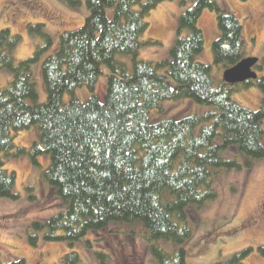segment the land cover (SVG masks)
<instances>
[{
  "label": "trees",
  "instance_id": "16d2710c",
  "mask_svg": "<svg viewBox=\"0 0 264 264\" xmlns=\"http://www.w3.org/2000/svg\"><path fill=\"white\" fill-rule=\"evenodd\" d=\"M64 1L72 8L81 3ZM168 1L172 0H85L83 24L61 31L53 51L44 24H28V31L39 42L32 55L19 62L14 57L19 36L8 28L0 30V70L10 73L8 83L0 87V198H19L15 173L3 168L5 158L28 153L37 165L40 155H48L49 165L39 175V184L46 185L63 208L31 226L42 232L44 241L69 247L61 264H78L75 243L111 225L137 227L149 243L155 264H189L181 246L191 236L188 212L216 197L212 184L217 175L264 158L260 125L264 99L257 110L232 99L233 93L250 87L264 94V77L215 84L211 65L198 59L204 44L198 20L208 9L215 14L218 29L211 43L213 63L224 72L242 62V26L234 13L213 0H180L181 6L187 2L190 6L177 19L169 58L157 62L138 59L141 47L161 45L158 40L141 37L149 27L146 17ZM119 55L128 56L130 62L118 59ZM40 60L46 93L43 102L37 100L32 78V65ZM102 66L108 73L101 102L94 88L103 74ZM255 69H261L258 61L251 67L256 75ZM80 87L88 89L85 101L75 95ZM65 93L70 95L66 104ZM184 98L212 110L150 120V110L161 112L163 101ZM34 126L38 136L29 151L16 147L14 135ZM216 137L219 143L214 142ZM231 148L244 156L242 163L222 157L221 152ZM31 189L27 187V191ZM30 197L34 199L32 193ZM28 239L37 246L36 234ZM160 242L173 248L165 250L157 245ZM249 250L213 264H244ZM258 252L264 256V246ZM0 264L27 263L23 258H0Z\"/></svg>",
  "mask_w": 264,
  "mask_h": 264
},
{
  "label": "rangeland",
  "instance_id": "374dc122",
  "mask_svg": "<svg viewBox=\"0 0 264 264\" xmlns=\"http://www.w3.org/2000/svg\"><path fill=\"white\" fill-rule=\"evenodd\" d=\"M49 13L41 14L26 11L19 6L17 0H0V30L8 28L12 35L19 36L14 50L15 61L19 62L32 55L39 39L28 31V24L42 23L44 31L52 37L51 51L58 46V35L61 31L79 28L87 16L85 0L78 7L72 8L64 0H39ZM222 9L234 13L242 26L241 37L244 42V58H254L261 69H255L257 79L264 77V0H213ZM190 6L180 5V0L160 3L152 10L145 21L148 29L142 39H155L161 42L159 46H143L138 59L157 62L169 58L176 33V23L179 15ZM137 9V7H136ZM112 9L108 10L111 14ZM198 27L203 30L204 44L198 59L212 67V78L217 84L221 77V66L213 63L211 43L218 36L215 14L204 9L198 20ZM156 52V53H151ZM45 55L42 57V59ZM41 59V60H42ZM118 59L130 62V58L119 55ZM32 65V78L36 85L38 102L46 99L40 74V62ZM131 68V67H130ZM103 74L95 83L94 94L103 101L106 93V66H102ZM10 80L7 70H0V87ZM172 85L175 83L170 79ZM75 95L85 101L89 92L86 87L75 90ZM70 99L64 94L63 102ZM232 99L240 106L257 110L264 99V94L257 87H250L232 94ZM162 111L150 110L151 121L178 119L188 115H202L212 107L201 106L191 99L163 101ZM264 131V120L261 121ZM201 126L196 127L195 134ZM38 136L37 127L20 131L14 135V145L24 147L27 151ZM215 143H219L216 137ZM264 146V134L262 136ZM226 159L235 158L242 163L244 156L235 148L221 152ZM35 165L28 153L20 157L4 159V169L14 172L16 176L15 191L17 200L0 198V258L12 260L23 258L27 264H61L60 259L68 252L69 247L63 242H48L42 239V232L35 231L33 221H45L63 208V204L48 190L46 185L39 184L41 175L49 165L48 155H40ZM32 189L27 191V187ZM26 187V188H25ZM212 187L216 197L209 200L201 208H192L188 212V225L191 236L181 246L186 251V261L189 264H213L226 261L245 249H250L243 259L244 264H264V256L258 248L264 246V158L253 160L248 167L232 168L217 175ZM31 193L34 199H31ZM236 229V230H235ZM212 230L217 233L209 234ZM39 232V233H37ZM36 234L37 246H33L28 237ZM165 250L173 246L158 243ZM73 250L79 253L78 264H155L149 250V243L137 227L126 225H111L100 232H90L85 239L75 243ZM101 250V251H100ZM104 251V252H102ZM101 254V255H98ZM103 254L106 257L103 259Z\"/></svg>",
  "mask_w": 264,
  "mask_h": 264
},
{
  "label": "water",
  "instance_id": "95a60500",
  "mask_svg": "<svg viewBox=\"0 0 264 264\" xmlns=\"http://www.w3.org/2000/svg\"><path fill=\"white\" fill-rule=\"evenodd\" d=\"M257 62L254 58L242 60L239 64L224 70L222 78L228 84H238L254 79L256 75L251 71L253 64Z\"/></svg>",
  "mask_w": 264,
  "mask_h": 264
},
{
  "label": "flooded vegetation",
  "instance_id": "af4514ba",
  "mask_svg": "<svg viewBox=\"0 0 264 264\" xmlns=\"http://www.w3.org/2000/svg\"><path fill=\"white\" fill-rule=\"evenodd\" d=\"M19 3V6L25 9L26 11L30 12H37L41 14H47L49 13L48 10L45 8V6L40 3L39 0H17ZM236 230V229H235ZM217 233L216 230H212L209 232V234H215Z\"/></svg>",
  "mask_w": 264,
  "mask_h": 264
},
{
  "label": "crops",
  "instance_id": "0c3cea01",
  "mask_svg": "<svg viewBox=\"0 0 264 264\" xmlns=\"http://www.w3.org/2000/svg\"><path fill=\"white\" fill-rule=\"evenodd\" d=\"M151 53H156V52H151ZM222 75H223V71H221V77H222Z\"/></svg>",
  "mask_w": 264,
  "mask_h": 264
}]
</instances>
